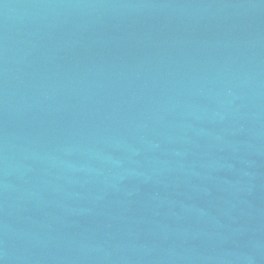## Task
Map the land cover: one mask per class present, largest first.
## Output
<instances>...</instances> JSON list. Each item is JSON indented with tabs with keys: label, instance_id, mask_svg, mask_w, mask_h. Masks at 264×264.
<instances>
[{
	"label": "water",
	"instance_id": "water-1",
	"mask_svg": "<svg viewBox=\"0 0 264 264\" xmlns=\"http://www.w3.org/2000/svg\"><path fill=\"white\" fill-rule=\"evenodd\" d=\"M0 264H264V0H0Z\"/></svg>",
	"mask_w": 264,
	"mask_h": 264
}]
</instances>
